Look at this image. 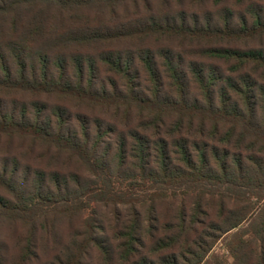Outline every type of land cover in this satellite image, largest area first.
Segmentation results:
<instances>
[{"label":"trees","instance_id":"16d2710c","mask_svg":"<svg viewBox=\"0 0 264 264\" xmlns=\"http://www.w3.org/2000/svg\"><path fill=\"white\" fill-rule=\"evenodd\" d=\"M41 1L22 0L25 8ZM46 1L63 16L95 5L114 8L125 0ZM14 9L2 13L0 5V15L9 17ZM252 17L250 22L244 15L234 24L230 11L220 26L152 24L123 35L207 41L212 47L204 56L226 69L148 50L142 57L59 56L54 63L44 52L36 57L29 52L35 64L28 68V46L16 41L9 52L15 60L14 74L0 55V89L40 101L18 112L0 108V138L10 140L12 147L9 157L0 159V228L19 226L25 233L22 258L14 264L32 263L39 245L42 252L48 246L54 252L46 264H85L94 252L104 264H181L179 259L194 246L199 252L184 264H201L210 249L205 237L216 241L221 233L238 228L256 210L255 202L262 204L254 212L259 219L255 237L237 241L232 253L244 258L255 243L253 262L264 264V48L213 46L264 40V12ZM48 20L40 14L29 35L41 33ZM79 40L98 43L103 37L90 32ZM100 69L117 76L120 87L111 85L110 90L99 78ZM42 97L110 109L115 117L103 121L92 113L71 115L68 105L47 104ZM16 140L40 147L54 169L25 164ZM19 152L23 155L17 156ZM63 158L78 170L68 171ZM167 201L176 205L170 229L154 236L158 209ZM246 204L251 205L249 212L241 208L225 219L232 214L229 206ZM100 207L117 212L113 226ZM210 211H216L221 222L212 221ZM76 215L83 217V225L78 234L82 239L74 247L59 250L57 240L49 245L39 237L56 236L57 218ZM151 239L153 249L148 246ZM173 250L178 254L167 253ZM5 260L0 255V264Z\"/></svg>","mask_w":264,"mask_h":264},{"label":"rangeland","instance_id":"374dc122","mask_svg":"<svg viewBox=\"0 0 264 264\" xmlns=\"http://www.w3.org/2000/svg\"><path fill=\"white\" fill-rule=\"evenodd\" d=\"M0 5L4 9L2 13H7L10 9L17 7L16 11L9 17H6L4 14L0 15V55H4L6 61L4 64L14 74H16L15 60L9 52L10 47L17 44L16 41H23L25 46H28V68H31L35 64V61L30 59L29 52L30 55H34L35 57L40 52H44L49 56L51 63H54L59 56H64L67 60L73 59L74 56H78L79 54L83 57L92 56L96 58L100 54L119 55L132 53L136 57H142L143 53L148 50L155 55H165L167 52H173L183 56V59L187 63L196 60L201 65H216L226 69V66L219 63L215 64L208 57L204 56V50L212 47V44H209L207 41L193 43L179 38L154 37L151 39H141L123 38V35H125L124 33L137 29L139 26L143 27L152 24L171 26L187 23L194 24L196 27H203L207 24L220 26L223 25L222 23L226 16L230 14V11L235 16V20L232 21L234 24L240 21L244 15L252 22V14L254 12H264V0H244L242 3H240V0H223V4H216V0H125L114 8L95 5L80 10L65 12L63 16L48 4L46 0L40 3L38 2L34 7H29L28 5L27 8L24 7L22 0H5ZM40 14H42V17L46 15L49 18L47 22L50 23L47 24L46 28H43L41 33L29 35V32L32 30L31 23L38 21ZM13 15L15 16L13 17ZM62 17L65 18L63 23L61 22ZM90 32H99L103 37V41L98 43L89 41L90 43H87V41L79 40V38L90 34ZM118 34H121L120 37ZM218 45H231L232 47L238 46L246 49L253 47L264 48V40H254L248 43L226 42L213 44V46ZM29 47L31 49L30 51ZM99 71V78L106 85H110V90H113L111 85L116 88L120 87L121 83L117 76H112L106 69H100ZM137 72L141 73L140 66H138ZM0 76H2L1 69ZM42 99L44 100L41 101H46L47 104L68 105L71 115L80 114V112L92 113L98 120L103 121H109L108 116L115 117V111L110 109H94L88 105L79 107L77 104L70 103V100H65V103H61L62 99L58 98L42 97ZM38 100L36 97L30 95H16L15 93L0 89V108L7 109L5 112L13 111V109L18 112L28 105L33 107L40 102ZM7 140L5 137L0 138V159L8 158L11 152V141ZM16 141L17 147L22 148L23 154H25L23 157L25 164L43 168L48 172L54 169V165L49 164L50 158L47 156V153L43 150L41 151L40 147L33 149L31 144H23L20 140ZM27 152H31V154ZM20 154L21 152L17 156L23 155ZM62 162L63 167L68 171L78 170L77 166L67 162L64 158ZM0 193L2 194L3 191L0 190ZM255 204H257V208L254 212L258 211L262 206L261 203L255 202ZM174 207L176 205L173 206L171 201H167L159 207V223L154 222L155 226L159 227V229L157 232H153L154 236H157L159 233L163 236L170 229L168 224L172 223V212H175ZM245 207H247L246 211L249 212L251 205L229 206V208H232V214L226 215L225 219L236 216L237 213H240L241 208L244 210ZM100 208L102 210H99L103 212V215L106 214L105 216L107 218H112L110 224L113 226L114 213L116 214L117 212L110 207ZM254 212L250 213L251 215H249L247 220L243 221L232 232L226 234L221 233V235L219 233L216 234L217 236L220 235L216 241L212 240V238L205 237L208 242L207 244L210 245V249L205 254L201 264H254L252 252L256 250L257 246L255 243L251 244V249L245 251L244 254L247 256L244 258L241 254L236 257L232 253V248L236 246L237 241L241 239L251 240L255 237V228L259 223V219L255 220ZM211 219L218 223L221 222V218L216 211L211 213ZM82 225L83 217L79 215L67 219L58 217L53 225L56 236H52L49 233L48 236H41L40 234L39 237H43L45 239L44 242L46 243L48 241L49 245L54 240H57V249L59 250L66 245L74 247L82 239L81 236H78L81 232ZM108 230L109 233H112L110 228ZM0 234L3 237L2 240L0 239V255L6 257L4 263L14 264L18 262L23 255L21 248L25 239L24 229L19 226L12 228L2 225ZM189 236L192 237L193 233H189ZM153 241L152 239L149 240L148 246L150 249L155 247ZM198 249V246H194L192 250L184 253V258L179 259L180 263L184 264L186 261H193L195 259L194 253L199 252ZM174 252L176 251L173 250L167 253ZM53 253L50 246L46 248V251L42 252L39 245L37 246L38 257L30 264H46L51 260L50 258L54 255ZM176 254L178 253L176 252ZM90 256L85 264L105 263L103 257H100L97 252L92 253Z\"/></svg>","mask_w":264,"mask_h":264}]
</instances>
